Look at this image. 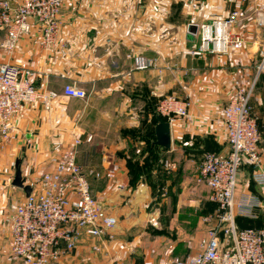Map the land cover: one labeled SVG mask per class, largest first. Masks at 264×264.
Returning <instances> with one entry per match:
<instances>
[{
	"label": "crops",
	"instance_id": "1",
	"mask_svg": "<svg viewBox=\"0 0 264 264\" xmlns=\"http://www.w3.org/2000/svg\"><path fill=\"white\" fill-rule=\"evenodd\" d=\"M175 7L178 22L171 19ZM235 9L241 13L235 28L245 37L243 49L182 53L201 44L199 29L189 35L190 24L225 17ZM257 12H264V0H68L57 44L43 48L35 28L20 38L14 52L0 49V64L32 68L38 88L58 94L50 105L42 100L28 105L13 136L0 137V264H23L9 249L4 218L27 196L12 183L16 159L22 158L23 176L32 186L62 156L54 142L70 146L75 136L82 141L78 162L83 173L118 223L115 240L104 243L102 251L92 249L99 239L86 236L61 264H164V255L155 254L157 249L150 253L146 246V235L154 228L176 234L173 248L201 241L217 224L218 209L209 188L197 182L201 161L209 150L230 152L222 112L234 90L232 78L250 85L262 74L257 75V67L264 52V27L256 26ZM5 33L0 28V39ZM129 53L155 58L158 66L137 69ZM257 81L251 100L256 107L263 103L258 88L264 87L256 86ZM69 83L85 89L87 97L64 96ZM170 94L190 100L191 106L189 116L171 122V149L161 152L155 146L162 164L152 171V180L168 185L158 196L146 177L133 180L128 161L142 163L148 155L142 136L155 127L153 108ZM143 151V157L136 156ZM262 151L264 162V147ZM250 170L247 165L238 172L236 199L259 198L253 217L238 215L250 218L245 225H256L264 223V185L252 181ZM162 171L165 176H159Z\"/></svg>",
	"mask_w": 264,
	"mask_h": 264
},
{
	"label": "built area",
	"instance_id": "2",
	"mask_svg": "<svg viewBox=\"0 0 264 264\" xmlns=\"http://www.w3.org/2000/svg\"><path fill=\"white\" fill-rule=\"evenodd\" d=\"M67 1L0 0V28L6 31L0 39V49L14 52L20 38L30 35L35 28L40 31L43 48L57 44ZM240 16V10L235 9L225 17L197 23L201 44L198 49H185L182 53L200 56L205 52L228 54L230 50L243 49L245 37L235 28ZM255 23L258 28L264 27V12L256 13ZM128 57L137 69L158 66L155 58L130 53ZM257 70V75L264 72V52ZM34 77L32 68L10 62L0 64V137L4 140L13 136L16 121L26 116L28 105L39 100L50 105L58 97L56 92L38 88ZM257 78L250 85L232 78L234 90L222 112L230 152L221 155L209 151L201 161L197 182L209 188L210 199L218 204L217 224L201 239V250L190 257V264H264V226L240 229L237 224L238 215L254 216L259 198L253 195L236 199L238 172L243 166L251 167L250 177L255 184L264 185L261 148L264 122L262 133L251 103ZM63 94L68 98L87 97L86 90L75 83L66 84ZM190 106V100L170 94L160 99L156 109L173 122L178 117L189 116ZM81 143L77 136L70 146L62 140L55 141V149L62 154L60 159L52 168L41 172L32 184L30 195L4 217L9 249L23 264H61L86 236L99 239L92 246L96 252L116 238L118 220L94 195L78 162ZM164 164L168 167L169 160ZM153 224L157 222L153 220ZM165 264H185V261L173 256Z\"/></svg>",
	"mask_w": 264,
	"mask_h": 264
},
{
	"label": "rangeland",
	"instance_id": "3",
	"mask_svg": "<svg viewBox=\"0 0 264 264\" xmlns=\"http://www.w3.org/2000/svg\"><path fill=\"white\" fill-rule=\"evenodd\" d=\"M177 8L178 7H175V9L172 10V13H173V15L171 16L172 22H178L181 19V17L179 18V14H178L179 9H177ZM260 75H261V77L258 79V81H257L258 83L256 86H258L260 84H264V73L262 72V74H260ZM258 89H259L258 91L262 92V102L263 103L258 105L257 107L253 103L252 106H253V111L255 110V112L259 115L260 120L262 122L264 119V87L258 88ZM258 115H256V116H258ZM261 122L259 121L260 124H261ZM263 138H264V136H263ZM261 144L264 147V142H261ZM209 151H207V152H209ZM151 187L153 189V193L155 195H158V196L165 193V191H168V185L164 184V181H162L161 184L159 183L158 185L151 186ZM170 224H172V223L170 222ZM148 234L150 235V236L146 235V240H147L146 246L148 247V251L150 253H152V251L154 249H157V253H155V254H158L159 256H161L163 254L165 257L164 261H166L168 257L170 258L173 256H179L181 259H183L185 261V264H190V257L197 254L201 250L200 240H197V239H195V240L192 239L189 242L190 243L189 245H187V243H183L181 246L173 248L174 247L173 242H175L176 234L168 233L166 231V228L164 229V232L157 231V229L154 228ZM203 234H204V232H203ZM181 235L184 236L185 234H181ZM168 248H169V250H168Z\"/></svg>",
	"mask_w": 264,
	"mask_h": 264
},
{
	"label": "trees",
	"instance_id": "4",
	"mask_svg": "<svg viewBox=\"0 0 264 264\" xmlns=\"http://www.w3.org/2000/svg\"><path fill=\"white\" fill-rule=\"evenodd\" d=\"M157 106V104H156ZM164 119H166L165 117H163ZM153 121L154 123H156V119L153 116ZM143 139L146 141V148L145 151L148 152V155L146 157H144V159H142V163L140 162L141 160H134L132 161L131 159L128 161L129 167L134 171L135 173V177H134V181L138 180L139 178H141L142 176L146 177L147 179H149L151 183V186H156L158 185L157 182H153L152 177V171L156 168L159 167L162 163H161V156L159 155V153L157 152L155 146L152 144V141L155 138L154 135V127L148 128L146 131V134L144 136H142ZM209 148V147H208ZM207 148V149H208ZM144 155V151L137 154L136 156L139 157H143ZM165 161V159H164ZM159 176H165V174L162 172H159ZM161 183V182H160ZM250 218L249 217H242V216H238L237 217V224L239 226L240 229L242 228H246V227H252V226H264V223H260V224H256V225H245L243 222L247 221L249 222ZM252 221V220H251ZM157 231H162L164 232V229H157Z\"/></svg>",
	"mask_w": 264,
	"mask_h": 264
},
{
	"label": "water",
	"instance_id": "5",
	"mask_svg": "<svg viewBox=\"0 0 264 264\" xmlns=\"http://www.w3.org/2000/svg\"><path fill=\"white\" fill-rule=\"evenodd\" d=\"M188 30L189 35H194L198 30V25L192 23L189 25ZM153 116L156 119V124L154 127L155 138L152 141V144L156 146V148L161 152L170 150L173 143L171 122L164 119L163 116L157 111L156 107L153 108ZM12 183L14 186L24 189L27 193V196L30 195L32 186L26 183V180L23 176L21 157L16 159L15 174Z\"/></svg>",
	"mask_w": 264,
	"mask_h": 264
}]
</instances>
